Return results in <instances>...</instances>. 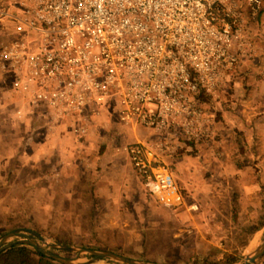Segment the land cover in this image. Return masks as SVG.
<instances>
[{"label":"built area","instance_id":"obj_1","mask_svg":"<svg viewBox=\"0 0 264 264\" xmlns=\"http://www.w3.org/2000/svg\"><path fill=\"white\" fill-rule=\"evenodd\" d=\"M263 9L264 0H0V72L22 97L9 116H31V148L67 118L85 135L104 110L166 130L124 148L148 190L171 205L179 194L167 159L191 150L187 141L220 145L214 101L257 56L252 28Z\"/></svg>","mask_w":264,"mask_h":264},{"label":"rangeland","instance_id":"obj_2","mask_svg":"<svg viewBox=\"0 0 264 264\" xmlns=\"http://www.w3.org/2000/svg\"><path fill=\"white\" fill-rule=\"evenodd\" d=\"M263 24L262 18L252 28L256 39L264 35ZM244 65L235 84L214 103L217 113L220 111L221 130L224 113L240 98L237 83L245 79ZM10 81L11 73L0 72V235L27 227L39 232L49 244L110 249L165 264H202L201 253L210 247L234 252L239 261L245 251L263 239L264 225L253 234L243 230L244 225L257 224L263 215L260 196L239 190L238 218L232 216L229 184L231 180L241 184L242 179L238 180L239 173L228 156L237 154V144L229 149L222 137V147L221 143L215 148L204 145L207 148L198 150L197 155L173 156L169 163L179 198L167 205L148 190L124 148L136 138H160L166 130L155 131L142 124L133 129L104 110L91 120L85 135L79 136L73 130L78 119L67 118L51 142L31 148L24 141V133L30 127L24 129L7 117L18 106L14 96L22 98L14 89L12 93ZM248 103L249 99H243L242 107ZM217 149L223 153L218 155ZM222 167H227L228 173L215 170ZM248 169L251 174L246 178H259V172L264 179V161ZM237 184L234 185L238 187ZM193 202L198 204L197 209L190 207ZM243 237L247 243L242 246ZM29 247L32 250H28L27 264H38L39 255L33 246ZM51 249L62 255H75L64 248ZM97 264L114 262L101 260ZM254 264H261V257Z\"/></svg>","mask_w":264,"mask_h":264},{"label":"crops","instance_id":"obj_3","mask_svg":"<svg viewBox=\"0 0 264 264\" xmlns=\"http://www.w3.org/2000/svg\"><path fill=\"white\" fill-rule=\"evenodd\" d=\"M263 19H264V13H263ZM260 23H261V19L258 22V24L254 25V27L258 26ZM256 48H257V56L254 59L248 61L247 64L245 63L244 65L245 79H243L241 83L240 82L237 83L238 85H240L239 88H241L238 91V95H240V98L237 102H235V105H233L232 109L227 110L224 113L225 119L222 121L223 124L221 123V126L223 128L221 132L223 134V137L228 143L229 149L231 147H234V144L238 145L237 132H239L240 134L239 138L241 139V142L244 144L245 147L243 153H237L235 154V156H230V155L228 156L229 163H231L232 167L236 168L234 170L239 173L238 180L240 181V179H242L241 184L240 183L237 184L233 180H231L232 182L230 184H233V182L234 184H237L239 190L243 194H250L252 192L254 193V195L256 194L258 195V197L260 196L263 204L262 195L264 189L262 188V182H264V179L263 178L261 179L259 172H258L259 178H256L257 180L253 179L254 180L253 181L252 179L246 178V175L251 174L249 173L250 171L248 169L249 167H253V166L257 167L260 161L261 162L264 161V148L260 149V146L264 145V35L256 39ZM253 81H255L256 84L255 85L253 84L254 88L252 89ZM238 85L236 89L238 88ZM11 90L13 93V89ZM11 95L13 96V94ZM14 97L16 99V104L18 106L21 105L22 99L16 98V96ZM243 99L244 100L249 99V103L247 107H242ZM18 106H14V107H18ZM7 117L16 123L19 122L20 125L24 126V129L30 127L33 122L32 121L33 119L28 114L25 120H21L20 118L10 117L8 114ZM128 127H131L133 129L137 128V126H132V125H128ZM54 136L55 134L49 139L48 142H51ZM222 143L223 142L221 141V147H222ZM211 151H213V149ZM221 151H222L221 149H217L216 152L218 155H221L223 153ZM204 153L210 155V153H208L207 151ZM202 159H206V158H202ZM167 160L170 161L169 159ZM226 168L227 167L225 168L222 167L220 169L216 168L215 170H220V172L224 174L225 172H227ZM189 172L191 173V170H189ZM190 185L192 184H189V186ZM263 260H264V254L261 256V264H264Z\"/></svg>","mask_w":264,"mask_h":264},{"label":"water","instance_id":"obj_4","mask_svg":"<svg viewBox=\"0 0 264 264\" xmlns=\"http://www.w3.org/2000/svg\"><path fill=\"white\" fill-rule=\"evenodd\" d=\"M264 232V227L262 228ZM12 237H19L10 240ZM44 236L34 229L17 227L0 235V252L17 244H29L37 251L64 264H97L101 260H108L114 264H165L150 259L135 258L124 253L110 250L90 248L84 246H73L67 244H49ZM59 247L75 253L74 256H66L54 252L51 248ZM88 253L90 257H82L81 254ZM264 254V237L253 248L244 252V258L232 264H254Z\"/></svg>","mask_w":264,"mask_h":264},{"label":"trees","instance_id":"obj_5","mask_svg":"<svg viewBox=\"0 0 264 264\" xmlns=\"http://www.w3.org/2000/svg\"><path fill=\"white\" fill-rule=\"evenodd\" d=\"M263 13L264 9L262 10L260 14V19L262 20L263 18ZM238 78V76H235V80ZM201 98L203 101L208 102L211 101V98L207 95L201 94ZM216 102V99L214 103ZM218 119L220 118V111L218 112ZM223 137V134H222ZM240 134L237 132V141H238V151L237 153H243L244 152V144L241 142V139L239 138ZM188 145L192 146L191 150H187L186 148H181L178 149L176 152H174L171 156L168 157L169 160L173 156H181L185 154H193L197 155L198 150L207 148V146H204L206 144L204 143H195L194 141H187ZM201 151V150H200ZM230 189L232 191V216L236 220L238 218V211H239V203H238V195L237 193L239 192V188L236 187L234 184H229ZM262 188L264 189V182H262ZM262 195V192H261ZM263 197V206H264V194L262 195ZM264 225V213L263 215L259 218L257 224H249V225H244L243 230L244 233L248 231L250 234H253L255 231H257L261 226ZM246 230V231H245ZM241 245H245L247 243V239L245 240V237L242 238L241 240ZM30 249L29 245L27 244H21V245H12L3 251L0 252V264H27L28 259H29V252L28 250ZM32 250V249H30ZM35 253L39 255L38 258V264H64L61 263L51 257H48L44 255L43 253L37 251L36 249H33ZM221 252L222 257H219L218 254ZM202 255V264H231L237 261L239 258L238 255L234 252H223L216 247H210L208 249L203 250Z\"/></svg>","mask_w":264,"mask_h":264}]
</instances>
